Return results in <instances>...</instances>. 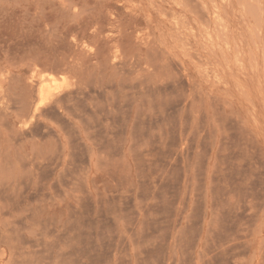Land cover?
<instances>
[{
    "label": "rangeland",
    "instance_id": "1",
    "mask_svg": "<svg viewBox=\"0 0 264 264\" xmlns=\"http://www.w3.org/2000/svg\"><path fill=\"white\" fill-rule=\"evenodd\" d=\"M68 1L0 0V264H264V0Z\"/></svg>",
    "mask_w": 264,
    "mask_h": 264
},
{
    "label": "bare ground",
    "instance_id": "2",
    "mask_svg": "<svg viewBox=\"0 0 264 264\" xmlns=\"http://www.w3.org/2000/svg\"><path fill=\"white\" fill-rule=\"evenodd\" d=\"M2 1V0H1ZM194 1H196V0H194ZM193 0H192V2L194 3V4H197L198 2L196 1V2H194ZM202 1V0H201ZM211 1V0H210ZM213 1V0H212ZM223 1V0H222ZM67 2H69L68 0H67ZM187 1L185 0L184 1V3H186ZM181 3V2H180ZM191 4V1L190 2H187V4L185 5V6H187V7H189V6H191V7H194V10H195V6H194V4L193 5H190ZM86 4V3H85ZM177 4V3H176ZM189 4V5H188ZM255 4V3H254ZM181 5H183L182 3H181ZM198 5H199V3H198ZM204 5V7H205V4H203ZM160 6V5H159ZM176 6H178V5H176ZM201 5H199L198 7H200ZM253 6V5H252ZM76 7V6H75ZM191 7H189L190 9H191ZM259 7V6H258ZM257 7V9H255L256 7H251L253 10H257L258 11V9L260 10V7L258 8ZM201 8V7H200ZM214 8H215V6H214ZM190 9H189V11H190ZM196 9H197V7H196ZM206 9V8H205ZM193 10V9H192ZM198 10V9H197ZM81 11V10H80ZM86 11V10H85ZM85 11H83V12H85ZM162 11H164V10H162ZM166 12V11H165ZM198 12H199V10H198ZM197 11H196V13H198ZM258 12H256V14H257ZM194 14V13H193ZM203 14V16H204V14H205V12L204 13H202ZM77 15H79V14H77ZM169 15V14H168ZM206 15V14H205ZM170 16V15H169ZM197 16H198V14H197ZM261 16V15H260ZM79 17V16H78ZM184 17V16H183ZM258 17V16H257ZM72 18V17H71ZM169 18H172L171 16L169 17ZM176 18V17H175ZM182 18V17H181ZM200 18L202 19H204V17H201L200 16ZM200 18H198L199 20H200ZM208 19V18H207ZM215 19H217V18H215ZM220 20L222 21V19L220 18ZM171 21H173V22H175L176 21V19H175V21H174V19L172 18V20ZM201 21V20H200ZM203 21V20H202ZM201 21V22H202ZM206 21V20H205ZM207 21H209V20H207ZM177 22V21H176ZM204 22V21H203ZM202 22V23H203ZM258 22H260L259 20H257V23ZM174 24V23H173ZM186 24H187V22H186ZM204 24V23H203ZM208 22H207V26H208ZM219 24V23H218ZM176 25V24H175ZM121 26V25H120ZM181 26H182V24H181ZM219 26H220V24H219ZM109 27V26H108ZM259 27H261V26H259ZM47 28V27H46ZM50 28V27H49ZM190 28V27H189ZM105 29H106V27L104 26V24L103 23H101V20L100 19H97L95 22H94V24H93V26H92V35H94L95 37H100V36H102V34L104 33V31H105ZM183 29H184V27H183ZM124 30V29H123ZM217 30V29H216ZM218 31V30H217ZM260 30H258V32H259ZM120 32H121V30H120ZM221 31H219V33H220ZM192 33V32H191ZM109 34V33H108ZM140 34V33H139ZM154 34V33H153ZM258 34V33H257ZM136 36H137V34L135 35V41H136ZM193 36H194V34H193ZM203 36V35H202ZM195 37V36H194ZM221 37H223V36H221ZM73 38V37H72ZM75 38V37H74ZM82 38V37H81ZM102 38V37H101ZM257 38H260V37H257ZM131 39V35H129V32H128V34H127V32L126 31H124L123 33H121V35H120V37L117 39V41H118V46H117V48H120L121 46L122 47H124L125 48V52H123L122 51V55H124L123 53H126L125 54V56H123V58L124 59H128L129 58V60H135V59H137L136 61H137V63L139 64V54H138V52H137V49H136V47L135 46H133V44H131V43H125L126 41H129ZM158 39V38H157ZM76 40V39H75ZM146 40V39H145ZM186 40V39H185ZM77 41V40H76ZM75 41V42H76ZM159 41V43H160V40H158ZM74 42V43H75ZM78 42V41H77ZM94 42V41H93ZM146 42H148L147 40H146ZM186 42H188V41H186ZM151 43V42H150ZM255 43V42H254ZM79 44H81V41H80V43ZM85 44V43H84ZM84 44H82L83 45V47H84ZM86 44H88V43H86ZM85 44V45H86ZM162 44V43H161ZM81 45V46H82ZM147 45H148V43H147ZM146 45V46H147ZM250 45V44H249ZM78 46V45H77ZM87 46V45H86ZM154 46V45H153ZM185 46V45H184ZM189 46V45H188ZM83 47H81V48H83ZM90 47H92V45H90ZM190 47H191V45H190ZM86 48V47H85ZM84 48V49H85ZM88 48H89V46H88ZM93 48V47H92ZM92 48H90V49H92ZM155 48V47H154ZM90 49H89V51H90ZM99 50V49H98ZM121 50V49H120ZM154 51H156V50H154ZM188 51H190L191 52V49H189ZM86 52V51H85ZM111 52V51H110ZM147 52H148V50H147ZM155 53H157V52H155ZM154 53V54H155ZM86 54V53H85ZM97 54H98V52H97ZM110 54H112V53H110ZM146 54H148V53H146ZM149 54H151V53H149ZM149 54H148V57H149ZM160 54V53H159ZM159 54H157V55H155L156 57L158 56V58H159ZM190 54V53H189ZM193 55V54H192ZM195 56H196V53L194 54ZM194 55H193V57H194ZM110 56V57H109ZM108 57H104L103 58V60H100V57L98 56V55H96V56H92V57H89L88 59L89 60H98L99 62H98V64L97 65H100V66H103V67H105V66H107V64H109V62L111 63H115L117 60H118V56L116 55V54H112V55H109ZM153 56V54L151 55V58H154V57H152ZM169 56V55H168ZM191 55H189V57H190ZM37 57V56H36ZM35 57V58H36ZM131 57V58H130ZM162 56H160V58H161ZM170 57V56H169ZM169 57L167 58V59H169ZM192 57V56H191ZM151 58H149V60L151 59ZM164 57H162L161 59H163ZM195 58V57H194ZM6 59V58H5ZM37 59V58H36ZM148 59V58H147ZM160 59V60H161ZM167 59H166V61H167ZM172 59V57L170 58V60ZM200 59V58H199ZM156 60L158 61V59H156L155 58V60H151V61H154L153 63H155L156 62ZM194 60H196V58L194 59ZM197 60H198V58H197ZM196 60V61H197ZM78 62H79V60H77ZM130 61V62H131ZM162 61H164L165 62V60L163 59ZM201 60H199V62H200ZM129 62V63H130ZM168 62H170L169 60H168ZM198 62V61H197ZM241 62V61H240ZM14 63H16V62H14ZM132 63H134V62H132ZM150 63H152V62H150ZM171 64L173 63V61L172 62H170ZM176 63V62H175ZM202 62H200L199 64H201ZM264 63V62H263ZM54 64V63H53ZM52 64V65H53ZM79 64H81V63H79ZM136 64V63H135ZM157 64V63H156ZM165 64V63H164ZM203 64V63H202ZM201 64V65H202ZM57 65V64H56ZM62 65H64V66H67V67H69V66H71L72 65V62L71 63H69L68 61H63V63H62ZM62 65H60V66H62ZM170 65V64H169ZM60 66L58 65V67L60 68ZM86 66V65H85ZM84 65H83V67H85ZM123 67H125V65H122ZM154 65H152V67H153ZM172 66V65H171ZM212 66V65H211ZM55 67V65L52 67V69ZM87 67V66H86ZM102 67V68H103ZM114 67V66H113ZM116 67V66H115ZM119 67L121 68V66L119 65ZM149 67H150V64H149ZM151 67V68H152ZM155 67V66H154ZM205 67V66H204ZM1 68V67H0ZM4 68V67H3ZM76 68V67H75ZM101 68V67H100ZM105 68H108V66L107 67H105ZM111 68V67H110ZM118 68V67H117ZM120 68H118L119 69V71H120ZM2 69V68H1ZM49 69V68H48ZM55 69V68H54ZM58 69V68H57ZM56 69V70H57ZM62 69V68H61ZM78 69H81V67H79ZM89 69H90V67H89ZM114 69H116V68H114ZM125 69H126V67H125ZM167 69H168V67H167ZM55 70V72L54 71H52L53 73H58V71L59 70H57L56 71ZM67 70H69V69H67ZM91 70L92 69H90V72H88L87 74H89V73H91ZM93 70H95V69H93ZM136 70V69H135ZM168 70H170V69H168ZM5 71V70H4ZM83 70L81 69L80 70V72H82ZM85 71H86V69H85ZM126 71V70H125ZM124 71V72H125ZM128 71V70H127ZM138 71H139V68H138ZM159 71V69L157 70V71H155L154 70V72H158ZM172 71V70H171ZM202 71V70H201ZM6 72V71H5ZM8 72H10V71H8ZM51 72V73H52ZM69 72V71H68ZM123 72V71H122ZM128 72H130V71H128ZM128 72H127V74H128ZM150 72H152V71H150ZM160 72V71H159ZM164 72H167V71H164ZM2 73H4V72H2ZM94 73V72H93ZM93 73H91V74H93ZM99 73H100V71H99ZM212 73V72H211ZM6 75H4L6 78H9V77H7V76H9L10 74H12V73H5ZM62 74V73H61ZM64 75L66 74V73H63ZM63 74L61 75L62 77H63ZM82 74H84V73H82ZM120 74H122L121 73V71H120ZM126 74V73H125ZM158 74V73H157ZM157 74L155 75V76H157ZM168 74L170 75V78H171V76H172V74H171V72H168ZM215 74V73H214ZM51 75V74H50ZM54 75H56V74H54ZM58 75V74H57ZM72 75V74H71ZM95 75V74H94ZM100 75H101V77H104V75H102V73H100L99 74V78H100ZM124 75V74H123ZM216 76H217V74H215ZM214 75V76H215ZM12 76V75H11ZM11 76H10V78H11ZM48 77H49V75H47ZM52 76V75H51ZM50 76V77H51ZM82 77H84L83 79H85L86 80V74L85 75H81ZM90 76V75H89ZM4 77V78H5ZM49 77V78H50ZM82 77H79L78 76V78L79 79H81ZM92 77V79L91 80H94L93 78V75L91 76ZM91 77H88V78H91ZM110 77V76H109ZM125 77V76H124ZM5 78V79H6ZM53 77H51V79H52ZM68 78H71V77H68ZM112 78H113V76H112ZM111 78V79H112ZM148 78V77H147ZM157 78V77H156ZM167 78V77H166ZM11 79H13V78H11ZM29 79H31V78H29ZM45 79V78H44ZM57 79V78H56ZM65 79V78H64ZM73 79H75V78H73ZM102 79V78H101ZM149 79V78H148ZM161 79H162V77H161ZM215 79L216 80H218V78H216L215 77ZM52 80H54V79H52ZM85 80H83V81H85ZM100 80V79H99ZM121 80V79H120ZM133 80H134V78H133ZM160 80V79H159ZM5 80H3V82H4ZM9 81H12V80H10L9 79ZM17 81H18V79H17ZM39 81V80H38ZM51 81V80H50ZM49 81V82H50ZM77 81V80H76ZM80 81V80H79ZM89 81H90V79H89ZM88 81V82H89ZM134 81H136V80H134ZM162 81V80H161ZM170 81V80H169ZM3 82L1 83V84H3ZM52 82V81H51ZM78 82V81H77ZM87 82V81H86ZM91 82V81H90ZM94 83H95V80L93 81ZM99 82V81H98ZM109 82V81H108ZM129 82V81H128ZM151 82V81H150ZM157 82V81H156ZM28 83V82H27ZM120 83V82H119ZM118 83V84H119ZM121 83H122V81H121ZM137 84H138V81L136 82ZM8 84H9V82H8ZM11 84V83H10ZM112 84H113V82H112ZM111 84V82H110V85L113 87L114 85H112ZM123 84V83H122ZM129 84V83H128ZM137 84H135V86H137ZM144 84H146V83H144ZM158 84V83H157ZM162 84V83H161ZM161 84H160V86H161ZM37 85H39V83H37ZM37 85H36V88H37ZM109 85V84H108ZM107 85V86H108ZM120 85V84H119ZM118 85V86H119ZM30 86H32V85H30ZM132 86H134V83H133V85ZM139 86V85H138ZM7 87H8V85H7ZM35 87V86H34ZM99 87H102L103 88V86H101V84H99ZM109 87V86H108ZM107 87V90L108 89H112V88H108ZM124 87V86H123ZM129 87V86H128ZM14 88V87H13ZM33 88V87H32ZM31 88V89H32ZM114 88V87H113ZM132 88V87H131ZM131 88H129V89H131ZM139 88V87H138ZM3 89V88H2ZM5 89V88H4ZM10 90V87H8L6 90L7 91H9ZM100 89V88H99ZM121 89V88H120ZM1 90V89H0ZM6 90H4V91H6ZM127 90V89H126ZM134 90L136 91V90H139V89H136V88H134ZM2 91V90H1ZM4 91H2V93H4ZM12 90H10L9 92H11ZM25 91V90H24ZM26 91H28V90H26ZM32 91V90H31ZM196 91V90H195ZM34 92V91H33ZM33 92H32V94H33ZM111 92V91H110ZM192 92V91H191ZM2 93L0 92V97H2ZM15 93V92H14ZM24 93V92H23ZM37 93V92H36ZM51 93H52V86L51 85H46V86H42L40 89H39V93H37V95L39 94V98H40V100L41 101H45V100H47V99H49V97H50V95H51ZM7 94H8V92H7ZM10 94V93H9ZM17 94V93H16ZM55 94V93H54ZM5 95H6V93H5ZM14 94H12V96H13ZM36 95V96H37ZM245 95V94H244ZM11 96V97H12ZM56 96V95H55ZM4 97H6V96H4ZM10 97V96H9ZM54 97V96H53ZM193 97V100H195L194 99V95L192 96ZM192 97H191V99H192ZM3 98V97H2ZM31 98H32V95H31ZM55 98V97H54ZM6 99V98H5ZM15 99V98H14ZM23 99V98H22ZM38 99V98H37ZM36 99V100H37ZM124 99H125V97H124ZM9 100V99H8ZM19 100V99H18ZM33 100V102H34V99H32ZM0 101H3V100H0ZM12 101V100H11ZM14 101V100H13ZM12 101V102H13ZM15 101H16V99H15ZM14 101V102H15ZM63 101V100H62ZM4 102V101H3ZM5 102L7 103V105L8 106H10L11 104H12V102H10V103H8V101L7 100H5ZM23 102V101H22ZM30 102V101H29ZM29 102H27V103H29ZM10 104V105H9ZM18 104V103H17ZM17 104H15V106H17ZM30 104V103H29ZM4 105H6L5 103H4ZM13 105V104H12ZM24 105H26V104H24ZM253 105V104H252ZM1 106V105H0ZM26 106H29V105H26ZM31 106V105H30ZM29 106V107H30ZM49 106V104L47 105V107ZM254 106V105H253ZM6 107V106H5ZM11 107V106H10ZM9 107V108H10ZM13 107H14V105H13ZM19 107V106H18ZM23 107V106H22ZM25 107V106H24ZM54 107V106H53ZM64 107V106H63ZM1 108V107H0ZM9 108H6V109H9ZM15 108H17V107H15ZM27 108V107H26ZM23 109V108H22ZM31 109V107L29 108V110ZM39 109V108H38ZM43 109V108H42ZM49 109V108H48ZM55 109H56V106H55ZM3 110V109H2ZM5 110V109H4ZM11 110V109H10ZM25 110V109H24ZM23 110V111H24ZM41 110V109H40ZM22 111V110H21ZM20 111V113H18V115L17 116H19L20 115V118H21V122L20 123H22L23 121V118H22V114L21 113H24L23 111L21 112ZM26 111V110H25ZM52 111V110H51ZM4 112V111H3ZM11 112H13V109H12V111ZM15 112H16V110H15ZM19 112V111H18ZM30 112H31V110H30ZM30 112H29V114H30ZM57 112V111H56ZM41 113V112H40ZM39 113V114H40ZM28 114V115H29ZM43 114V113H42ZM48 114H49V110H48ZM25 115H26V112H25ZM33 115H34V113H33ZM41 115V114H40ZM40 115H38V116H40ZM16 116V117H17ZM31 117V116H30ZM2 119H3V117H1ZM29 118V117H28ZM2 119H1V121H2ZM25 119H26V117H25ZM5 122V121H4ZM3 122V123H4ZM27 122V121H26ZM0 123H2V122H0ZM31 123H32V121H31ZM27 124H30V123H27ZM27 124H26V126H27ZM2 125V124H1ZM20 125V124H19ZM2 126H4V125H2ZM30 126V125H29ZM5 128V127H4ZM28 128V127H27ZM26 128V129H27ZM13 129V128H12ZM19 129V128H18ZM14 130V129H13ZM20 130H22V128H20L19 130H18V132L20 131ZM13 132V131H12ZM14 133V132H13ZM25 133V132H24ZM10 134V133H9ZM11 135H12V133H11ZM16 135V134H15ZM19 135H21L20 133H19ZM8 136V135H7ZM10 140H12V138L10 139ZM11 148V147H10ZM7 150V149H6ZM2 155V154H1ZM1 155H0V158H1ZM3 155H5V154H3ZM8 158H10V157H8ZM8 158H6L7 160H9ZM25 159V158H24ZM2 162V161H1ZM1 162H0V164H1ZM7 163V162H6ZM2 165V164H1ZM7 165V164H6ZM4 171V170H3ZM5 176V175H4ZM6 177V176H5ZM6 180V179H5ZM12 181V180H11ZM10 181V182H11ZM0 182H2V179H1V181ZM5 182V181H4ZM5 183H7V182H5ZM1 185V184H0ZM12 184H10V186H11ZM0 187H3V186H0ZM12 187V186H11ZM0 190H1V188H0ZM7 190V189H6ZM9 190V189H8ZM1 192H2V190H1Z\"/></svg>",
    "mask_w": 264,
    "mask_h": 264
}]
</instances>
